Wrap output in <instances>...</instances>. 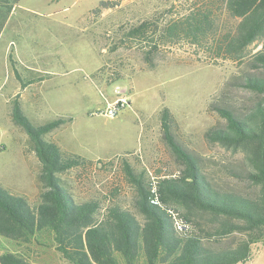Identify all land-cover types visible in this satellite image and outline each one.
<instances>
[{
	"label": "rangeland",
	"instance_id": "1",
	"mask_svg": "<svg viewBox=\"0 0 264 264\" xmlns=\"http://www.w3.org/2000/svg\"><path fill=\"white\" fill-rule=\"evenodd\" d=\"M189 4L187 0H0V8H9L0 31V185L29 201H35L41 190L40 162L28 134L10 115L12 100L18 96L36 124L66 118L44 137L63 152L91 160L86 167L61 174L78 201L114 197L130 205L134 190L125 179L124 162L142 171L152 185L158 178L180 173L183 165L163 137L159 117L163 107L172 115L175 138L197 157L212 184L256 198L259 186L247 177L250 166L243 148H227L210 140L206 132L226 122L217 107L244 114L260 97L241 81L248 74H260L250 67V60L264 41L228 52L222 40L235 33L239 18L223 8L213 15L202 40L166 37V27L181 20ZM141 22H147L145 32L128 36L130 28ZM14 68L28 80L25 87ZM119 97L127 104L109 116L106 109ZM172 207L187 229L198 228L201 220L187 222L181 209ZM239 237V233L220 240L212 236L210 242L229 246ZM0 246L31 264H63L45 243L18 245L0 236ZM246 264H264L263 242L252 244Z\"/></svg>",
	"mask_w": 264,
	"mask_h": 264
},
{
	"label": "trees",
	"instance_id": "2",
	"mask_svg": "<svg viewBox=\"0 0 264 264\" xmlns=\"http://www.w3.org/2000/svg\"><path fill=\"white\" fill-rule=\"evenodd\" d=\"M187 1L188 13L166 27V37L202 40L211 29L213 15L223 8L239 18L235 33L222 40L228 52L238 53L255 40L264 41V0ZM8 11L0 8V31ZM146 28L147 22H141L130 28L128 36L142 35ZM250 67L260 74L246 75L241 84L260 97L244 114L217 107L226 122L223 127L207 130L206 136L227 148H243L250 166L247 177L259 186L256 198L212 184L197 157L175 138L172 115L163 107L159 111L163 137L183 165L180 173L158 178L152 185L142 171L136 172L124 162L125 179L134 190L130 205L114 197L78 201L61 174L86 167L91 160L63 152L44 137L66 118L36 124L16 96L11 119L25 130L32 143L41 165V190L35 201H29L0 185V236L18 245L33 241L48 244L63 264H246L252 244H264V42L263 48L253 54ZM13 70L20 86L25 87L28 80L22 79L16 68ZM172 205L181 209L187 222L201 220L198 228L180 231L170 212ZM233 233L240 237L232 245L210 242L212 236L220 240ZM0 251V264H31L5 246H0Z\"/></svg>",
	"mask_w": 264,
	"mask_h": 264
},
{
	"label": "built area",
	"instance_id": "3",
	"mask_svg": "<svg viewBox=\"0 0 264 264\" xmlns=\"http://www.w3.org/2000/svg\"><path fill=\"white\" fill-rule=\"evenodd\" d=\"M126 104H127V100L124 97H119L116 99V101L113 104L108 106V108L106 109V113L109 116H113V115L117 114L118 111L120 109H122ZM151 201L154 203H157V201L155 199H152ZM170 212H171L172 217L174 218V222H175L176 227L180 231L187 230V224L184 223L181 218L177 217L175 215V212H173L172 210Z\"/></svg>",
	"mask_w": 264,
	"mask_h": 264
}]
</instances>
